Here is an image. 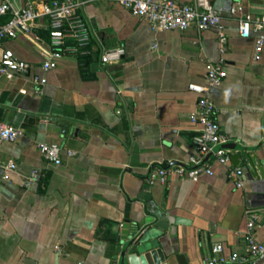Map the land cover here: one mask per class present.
<instances>
[{
	"label": "crops",
	"instance_id": "crops-1",
	"mask_svg": "<svg viewBox=\"0 0 264 264\" xmlns=\"http://www.w3.org/2000/svg\"><path fill=\"white\" fill-rule=\"evenodd\" d=\"M84 1L95 31L89 54H70L44 72L28 38L0 46L30 64L25 75L0 77V122L23 132L0 140V264H121L123 226L145 229L158 212L181 220L156 229L164 264L247 256L250 213L264 243V45L256 59V36H240L231 9L241 4L243 14L263 17L264 0H209L223 18L225 45L215 29L156 31L115 0ZM45 24L37 23L47 42ZM118 49L119 62H102L103 52ZM210 63L227 71L211 96L231 164L210 156L212 176L162 183L160 168L198 154L191 116L200 95L188 86L206 84ZM41 144L59 145L62 163L48 161ZM9 161L17 170L7 174ZM234 167L244 171L242 188L229 177ZM34 171L39 177L29 181Z\"/></svg>",
	"mask_w": 264,
	"mask_h": 264
},
{
	"label": "built area",
	"instance_id": "built-area-1",
	"mask_svg": "<svg viewBox=\"0 0 264 264\" xmlns=\"http://www.w3.org/2000/svg\"><path fill=\"white\" fill-rule=\"evenodd\" d=\"M118 4L130 10L135 16L147 20L153 30H186L195 27L203 32L215 29L219 33L221 44L227 43V36L223 18L210 4L209 0H193L188 4H181L176 0H115ZM88 2L84 0H59L39 2L38 0H0V18L7 17L0 26V46L7 40L18 37L28 38L41 50L44 57L42 70L49 72L58 67V60L70 54H89L94 38V28L81 11L85 10ZM231 14L239 17V34L249 39L256 36L255 58L258 59L264 45V16L255 18L243 14V7L237 4L231 9ZM46 20L48 41H43L38 33V21ZM124 50L103 52L101 60L104 64L119 62ZM30 70V64L18 58L10 49H3L0 53V77L13 78L25 75ZM227 78V71L221 63L207 65L206 84L192 83L188 89L200 95L196 108L192 113V122L199 126L193 138L198 154L192 156L185 165H176L159 169V180L165 183L169 176H176L182 180L198 182L203 176L214 174L208 162L209 156L225 165L231 164V150L221 147L227 140L221 132L217 121L218 109L212 99L211 90L220 86ZM33 82L42 81L35 77ZM23 135L21 129L0 122V140L15 141ZM40 149L44 157L56 164L62 163L61 147L56 144H41ZM5 172H15L17 164L13 161L2 164ZM39 173L34 171L29 181H35ZM229 177L237 188L244 187V171L239 167L230 169ZM248 222L246 235L247 256L214 257L206 264H257L264 261V243L258 242L255 234L256 216L252 213ZM215 252L222 251L220 246Z\"/></svg>",
	"mask_w": 264,
	"mask_h": 264
},
{
	"label": "water",
	"instance_id": "water-1",
	"mask_svg": "<svg viewBox=\"0 0 264 264\" xmlns=\"http://www.w3.org/2000/svg\"><path fill=\"white\" fill-rule=\"evenodd\" d=\"M237 146H235L236 148ZM210 158V156L208 157ZM207 158V159H208ZM153 222L145 229L134 228L131 232L130 224L123 226L122 240L128 241L123 252L121 264H164L165 256L159 248H155L156 229L168 230L170 224H180L181 220L168 216L163 213H154L151 215ZM128 259L126 257L128 253Z\"/></svg>",
	"mask_w": 264,
	"mask_h": 264
}]
</instances>
